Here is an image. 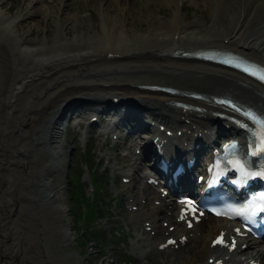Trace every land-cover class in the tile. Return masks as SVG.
<instances>
[{"label": "bare ground", "instance_id": "bare-ground-1", "mask_svg": "<svg viewBox=\"0 0 264 264\" xmlns=\"http://www.w3.org/2000/svg\"><path fill=\"white\" fill-rule=\"evenodd\" d=\"M89 1L91 7L97 13L96 15L98 16L99 23L83 24L82 23L83 21L81 19L80 20L76 19L77 18L76 16L67 17L65 15L62 16V14L60 13L61 16L58 20L60 21L62 20L63 23L70 21V23L65 24L66 26L60 24L62 25L61 27H63L62 28L63 30L61 29L63 33L61 32L62 34H60V36L56 33L55 36L50 39L51 42L49 41L44 42V40L46 39L43 38L44 36L40 40H38L39 39L38 36L37 37L35 36L36 38L34 39H30V35H39L40 31H44V28L39 26V27L29 28L26 31H20L21 30L20 27L22 26V23L19 22L21 20L19 19V21L17 22L15 20H9L6 14L0 9V28L5 29L7 31L5 32L6 34L4 35V33L2 32L3 30L0 29V64L1 63L5 64L7 62V56L4 53V49L8 46V44H11V42H14L19 52L21 53L23 52V54L32 53L31 54L32 56H38L42 54L47 55L52 53L51 56L43 57L42 55L40 60L38 57L39 60L38 62H36L37 60L35 59L36 67L29 66L32 69H30L29 71L26 70L22 71L20 75L15 76L16 80L12 82V88L10 93L14 89L17 90V88L18 91L14 94V97L12 96L10 97L9 95L8 100L6 99L7 102H11L10 98H14L13 102H11V104L8 106V108L13 109V106H16V102H15L17 101V99H15L16 95L21 96V94H25L26 96L29 89H32L34 86H37V84H40L41 87H44L42 94L39 96L40 97L38 99L39 101L34 100L38 102L34 112H29L27 109L25 110L28 112L25 114L23 112H21L20 114L17 112L19 115H21L20 121L22 123H25V125L27 126L25 127V129L22 130L23 131L22 133H25L24 137H26L27 141L25 140L26 141L25 145H23L24 144L23 143L16 146L15 149L13 148L14 149L13 152L20 154V156L21 154L25 155L24 157H26L28 149L32 150V156H34V155H38L37 148L39 147H37V145L44 148L48 147L51 161H48L47 159L45 160L44 157L42 159L39 156L37 159L32 161L38 163V165L36 166L38 168L37 172H39L42 169L41 172L43 173L47 167L46 165L48 162H51L52 164L51 168L49 167L50 165L48 166L50 169H53L51 171L57 172L55 170L58 169L57 167L58 164L57 165L55 164V158L58 157L59 154L67 155V153L69 152V147L65 145L64 147L61 148L57 144V140L59 138V135H61V133L63 132L66 123L68 122V115L70 114L71 117L74 116L77 108H81V106L74 107L73 111H70V109L67 110V113L68 112L69 113L66 115V117L65 118H61V117L65 109L77 104L78 102H82V101L95 102V103H84L83 105L89 104L91 106H102L103 108H105V106L112 105L113 107L116 108V106H118L117 105L118 102L115 103H111V102L113 98H117L122 106L125 105L127 106L129 104V108L128 109L125 108L126 111H132V110H136L139 112L146 111L148 118H151L155 122L166 123V126L168 125V127L171 128H173L171 125L176 124L175 118L177 117L180 119L181 117L178 116L179 113L175 109L174 106L175 101H183L195 105H200L203 110L200 117H194V115H191L190 118L188 117L189 120L188 123L184 122V124H181L177 127V128L184 127L190 130H194L197 124L201 122L203 123L201 127L203 130H213L214 127L210 126L213 112L214 111L227 112L221 106L214 105L211 99L212 95L226 94L234 99L240 100L243 103L252 105L264 111V86H262L258 82L233 69L221 67L212 63L192 60L188 58L174 57L172 55V51L174 50L175 47H181L183 48L184 51H193L198 47L200 48L215 47V48H224L227 50H231L235 53L243 55L251 60H254L264 65V39L263 40L261 39L263 38L264 34L262 35L260 34L261 36H256L257 32H252V33L250 32L251 34L248 35L245 34L246 30H248V28L251 25H253V23L257 20L256 17L259 18L258 21L260 23L264 24V5L262 6L264 0H206L207 2L206 4L213 6L216 12L220 11L223 17L227 14H230L231 19L229 23H232V27H230V29H227L228 24H226L224 20L220 21V25L221 28L223 29V32L220 33V35H218L217 33V35L220 37L222 34V41L219 42L217 40L218 42L213 41L209 43H204L205 35L201 34L202 30H200V25H203L205 22H202L199 19H195L194 21H186L185 15L182 14V12L180 11L182 9L184 0H164L167 2V4L169 5L172 4L175 6L174 12L167 18L168 20L162 21L161 24H157V25L154 24L155 22L153 23L154 17L150 16L145 31H142L138 26L136 25L134 26V24H131L132 22L131 23L129 22L130 19H128V17L134 14L135 11H129V10L126 11L123 8L122 9L118 8L117 10L114 9L115 13H109L108 11L109 6H112L111 2L114 3L115 0H98V1L89 0ZM244 1L246 3L243 5L242 2ZM221 3H223V5H220ZM144 5L146 4L142 3L138 8V10H136V13L144 14V12L148 10L147 7H145ZM115 6L118 7V5L116 4ZM40 7H38L36 4L35 5L31 4L30 7L25 6V8L21 12V15L22 16H26V15L30 16L31 14L42 15L41 23L47 26L45 34L50 35L51 24H49L48 26L49 22L48 19L46 18L47 15L45 12L46 9L49 8L50 11L53 13L54 12L53 8L48 5L45 8L44 6L43 8ZM88 8L89 7H87V9ZM254 8L255 11H252L253 12L252 13L251 10H253ZM136 16L138 17V15ZM214 16L215 15H213V17ZM126 20L128 21V23L125 26L123 23ZM84 22L87 21L84 20ZM149 22H151L152 24L149 25ZM186 23H190V25H192L193 28L190 27L186 29L185 27ZM237 23L239 25L236 28ZM69 24H72L71 28L72 27L74 28L73 29L74 39L71 40V42L72 41L76 42V43L74 42L75 43L74 45H72L71 42L62 41L63 36L68 35L70 29L68 27ZM165 25H166V29H165ZM210 28H213V26H211ZM164 37H167L166 39L170 38L169 41L167 40L166 45H163L160 42L162 39L164 40ZM184 37L190 39L191 42L190 40H186L187 44L182 43V40L184 41L183 39ZM223 38H228V41L224 42ZM214 39L216 40V38ZM254 42H256L257 45H254L253 44ZM145 50L146 51L152 50V53L153 51L157 52L156 55L151 54L152 56L150 58L143 59V62L150 69L149 74L142 73V71L147 73V71L145 70L148 69L137 70V67L140 66L139 61H141V59L139 61L137 59L139 56H141L140 52ZM60 52L62 53L64 52L65 54L64 53H63L64 55L60 54ZM158 52H163L162 53L163 56H159ZM110 55H113L112 59H109ZM162 60H166L168 62H163ZM183 60H192L197 62V64L190 65V63L192 62H186ZM122 67H127V74L125 75L123 74V76L120 74L119 76H116V74L115 76L112 75L113 70L117 71V68H122ZM110 69H112V71H109ZM129 71H132V73H130ZM191 73H193V75H191ZM15 84H21V87L20 88L15 87ZM148 85L170 86L173 87L176 90V92L173 93V92L161 91L158 89H151L146 87ZM190 92L201 93L204 96V98L192 97L189 95ZM2 102L0 104H2ZM18 103H21V101H19ZM132 107H134V109H130ZM38 108L39 110H37ZM88 109L94 112L88 117L89 119L90 117L96 115L95 114L96 112L90 108ZM83 110L85 109L82 108V111ZM103 112L106 113L107 115L115 116V113L111 114L110 110H105ZM15 114L16 112L14 113V115L13 114L12 115L16 116ZM126 117H127L126 119L129 121L139 119L138 115H135V113L133 112H129ZM221 123L222 124L226 123V121ZM143 126H148V125H143ZM173 129L177 130L176 128ZM228 130L229 129H227V131ZM180 137L184 138L186 136L181 134ZM141 144L142 143H139L135 148L137 147L141 148ZM9 146L10 145L8 144V147ZM28 156L26 159H28ZM24 157L23 156L19 157L18 159H16L15 162L14 159L13 160L5 159L4 161L6 167L9 169L10 167L19 166L18 167L19 169L21 168L23 171H25L26 170L25 167L27 165L31 166L32 162L30 161V159L24 160ZM46 158L48 157L46 156ZM31 172H33V170ZM31 176L32 178L30 179L29 176L28 179L26 176V179H24V181L28 180L26 183L30 186L32 184H35L36 187L35 189L41 195V198L38 197L39 202H41L42 205V208L40 210L41 223L46 228L47 239L49 241H55L57 235L59 236L61 234L59 233V231L56 230V227L52 228L50 227V225L48 227L47 220L48 218H52V216H54L58 212L59 214H62L66 210L62 208V206L60 205H59L60 210L59 207L57 206H54L56 208H54L53 210L51 207L48 206V204L49 201L57 199V192L59 191L58 187L60 184H58V180H56L55 178L50 179L51 187L47 189L44 186H41L39 183H36L39 180L37 181L34 179L33 181L34 173ZM121 176L131 177L132 174L130 172H127V173H122ZM46 178L48 179V177ZM8 189L9 186L8 187L4 186L0 188V193L2 192L0 196V220H1L0 264H15L16 261L14 260L15 262L13 263V259L16 256L19 257V264H28L30 256L26 253L23 247L21 249V247L19 246L20 245L19 240L15 243L13 238L15 235L13 236V232L11 231L9 225L8 226L6 225L5 227L3 224V220L9 217V214L12 209H17V212L15 213L16 219H18L17 217L20 215L21 211L23 210V204L20 203V201H17L18 202L17 205H12L10 203L12 199H10L9 201V199L5 196ZM13 191L14 189H12L9 193L11 194V192ZM141 191L143 192V190ZM149 193L150 195L154 194L152 190H150ZM130 196L131 194L128 195V197ZM135 196H136L135 201H133L134 199L130 201L129 206L136 205V201H138L141 198H144L143 196H138L136 192H135ZM26 198L27 201H29L28 195H26ZM35 198H36V194L34 195L32 201L30 202L32 203L34 208L39 206V205L37 206L35 205V202H37V199ZM153 199H160L158 192L157 194L154 195ZM153 199H150L148 203L152 204ZM160 200H161V204L159 206L152 205L150 207H146L145 205H140L137 211L132 212L131 224L133 226L136 227L138 226V224H140L141 227L144 222L150 221L153 226V229H158V234L156 235L155 239H152L151 237L147 236V239L141 238L139 241H137L138 244L137 247L140 246L143 252L145 249L147 250L150 247L155 248V246H157V242L164 238L163 232L164 230H167V227L163 228L160 224H158L159 217L162 216V221L165 220L169 221L171 219V217L167 215L166 216L163 215L164 209H166V205L171 204V198L168 197L166 198V200L165 199H160ZM5 208H10V209L6 210L3 213V210H5ZM35 215L36 214L34 212V216ZM23 217L24 216H22V218ZM225 224H226V220L222 218L208 217L207 219H203L194 229L190 231L193 232V238L189 239L188 244L184 247L186 252H184L183 255H179L177 252V256H175V258L172 259V261L170 262L166 261L164 264H206V259L204 258L200 259V257L201 256L210 257L214 255V252L208 253L206 251L207 244L210 238L218 230V228L221 226L222 227L225 226ZM198 230L199 231L202 230V236L200 238H197L196 236V231ZM178 234L179 231H174L171 232L170 235L176 236ZM65 237L66 234H64L60 238L62 239ZM168 252L169 251L164 252L163 254ZM154 253L156 255L159 254L156 250H154ZM143 255L145 256L146 253L144 252ZM240 255L252 257L255 260H259L261 264H264V243L261 241H251L248 246V249ZM59 256L62 258L61 255ZM43 258L44 259H41V263L39 264L59 263V261H57L58 259L57 260L55 258L52 259L46 255L43 256ZM73 260L74 259H72V261ZM61 264H67V263H64L63 261V263L61 262Z\"/></svg>", "mask_w": 264, "mask_h": 264}, {"label": "rangeland", "instance_id": "rangeland-1", "mask_svg": "<svg viewBox=\"0 0 264 264\" xmlns=\"http://www.w3.org/2000/svg\"><path fill=\"white\" fill-rule=\"evenodd\" d=\"M30 1L31 0H0V9H1V11H3L6 14V16L8 17L9 20H15L16 22L19 21V19L21 20L19 22V23H22V26L20 27L21 28L20 31H26L29 28H34V27H39V26L44 28V31H40L39 35H30V39H34L38 36V38H39L38 40H40L44 36L43 38L44 39L46 38L44 40V42L45 41L51 42L50 39L52 37H54L56 33L60 36V34L63 33L62 32L63 27H61V26L65 25L67 23H70V21L63 23L62 20L61 21L58 20L60 18L61 14H62V16L65 15L67 17L76 16L77 17L76 19H78V20L81 19L83 21L82 22L83 24H85V23L98 24L99 23L98 16L96 15L97 13L91 7L89 0H61L62 2L60 0H40V1L39 0H37V1L32 0L31 2ZM248 2H250V1H248ZM142 3L146 4L144 6L147 7L148 12L145 11L144 14L143 13H136V10H138V8L140 7V5ZM206 3H207L206 0H184L182 9L180 11L182 12V14L185 15L186 21H194L195 19H199L200 21L205 22L203 24L204 26L200 25V30H202L201 34L205 35L204 36V40H205L204 43H209V42H213V41L216 42L217 40L219 42H221L222 41V34L220 37L218 36V35H220V33L223 32V29L221 28V25H220V21L224 20V22H226V24H228L227 29H230V27H232V23H229L230 19H231L230 14H227L223 17V15L220 11L216 12V10L214 9L213 6L207 5ZM242 3L244 5L246 2L244 1ZM257 3H259V2H257ZM31 4H33V5L36 4L38 7L41 6L40 8H43V6L45 8L47 5L51 6L53 8V11H54L53 13L50 11L49 8L46 9V12H45L47 15L46 18L48 19V22H49L48 26H49V24H51L50 25V28H51V34L50 35L45 34L47 26H45L44 24L41 23V16L42 15H40V14H35V15L31 14L30 16L29 15L28 16L27 15L26 16L21 15V12L25 8V6L30 7ZM115 4L118 5V7H116ZM111 5L112 6H109V9H108L109 13H115L114 9L117 10L118 8H121V9L123 8L126 11L127 10L135 11L134 14H132L131 16L128 17V19H130L129 22L130 23L132 22L131 24H134V26L135 25L138 26L142 31H145V28L148 25V20H149L150 16L154 17L153 23L155 22L154 23L155 25L161 24L162 21L168 20L167 18L174 12V8H175L174 5H172V4L169 5L164 0H117V1L115 0L114 3L111 2ZM263 5H264V3L262 4V6ZM87 7H89V8L87 9ZM56 8H58V9H56ZM61 10H63V11H61ZM252 11H255V8L253 10H251V12ZM149 12H151V13H149ZM136 15H138V17ZM213 15L217 16L218 18L215 16L213 17ZM83 16H84V18H83ZM256 19L257 20L253 23V25L250 26L251 28L249 27L248 30H246V32H245L246 35L251 34L252 32H257L256 36H261L262 34H264V24H262L258 21L259 20L258 17H256ZM84 20H86L87 22H84ZM226 20H228V21H226ZM127 23H128V21L126 20L123 24L126 26ZM60 24H62V25H60ZM151 24L152 23L149 22V25H151ZM238 25L239 24L237 23L236 28L238 27ZM55 26H57V27H55ZM71 26H72V24L68 25V27L70 29H69L68 35L63 36V40H62L63 42H67V41L71 42V40L74 39V36H73V34H74L73 29L74 28L73 27L71 28ZM211 26H213V28H210ZM185 27H186V29H188L190 27L193 28V26L190 25V23H186ZM0 29L3 30L2 32L5 35L6 34L5 32H7V31L5 29H2V28H0ZM54 29H56V30H54ZM165 29H166V25H165ZM217 33H218V35H217ZM211 36H213V37H211ZM66 38H68L69 40ZM166 38L167 37H164V40L162 39L163 41L162 40L160 41L163 45H166L167 40L168 41L170 40V38L169 39H166ZM214 38H216V40ZM183 39H184V41L182 40V43H184V44H187L186 40H190L186 37H184ZM225 39L227 40L228 38H225ZM261 39L262 40L264 39V35H263V38H261ZM226 40H224V42ZM74 42L75 41H72L71 44L74 45L76 43V42L75 43ZM190 42H191V40H190ZM241 42H243V41H241ZM247 42H248V40H247ZM253 44L257 45L256 42H254ZM149 51L145 50V51L140 52L141 56H139L137 59L138 61L140 59L142 61V62L139 61L140 66L137 67V70L148 69V70H145V71H147V73L142 71L143 74H149L150 73V69L143 62V59L150 58L152 55H154L152 53V50H149ZM4 53L7 56V62L5 64H3V63L0 64V82H1L0 83V85H1L0 86V92L2 89V92L4 94L3 95L2 92L0 93V97H1L0 103L4 99L2 104H0V106H1L0 107V136H1L0 137V156H1L0 157V163L2 162L0 164V183H1L0 188H2L4 186H7V187L9 186V189L6 192L5 196L9 199V201H10V199H12V201H10V203L12 205H17V203H18L17 201H20V203L23 204V210L21 211L20 215L17 217L18 219H16L15 213L17 212V209H12L10 214H9L10 218L8 217L5 220H3V224L5 227H6V225L7 226L9 225L11 231L13 232V236L15 235L13 237L15 243L19 240V244H20L19 246L21 247V249L23 247L25 249L26 253L30 256L28 264H39V263H41V259H44L43 256H45V255L48 256L49 258H52V259H54V258L56 260L58 259L57 260V261H59L58 264H61V262L63 263V261H64V263H67V264H73V263L74 264H164L166 261L167 262L172 261V259L176 256L177 252L176 253H168L165 256L164 255L160 256V255H156V254H147L144 256L143 255L144 253L140 252V247H137V245H138L137 240L141 239L140 228H139V226L135 227L131 224L132 212L129 211V208H130L129 201L131 198L128 197V193H130V191L133 188H136L137 192H138V191H140V188L138 187V184L135 182H134V185H132L131 183H128L125 185V184H122L119 180H120V173H124L125 171L132 172L133 175L135 176V178H138L139 177L138 168L143 167L146 164V161L140 160V159L135 160L133 158L134 148H135L137 142L141 140L139 138V136H140L139 134H133V135L127 136L124 132H122V133H120V137H118L116 143H113L114 139L110 138V136H111L110 134L105 136L104 134L100 133L103 125H106V121H109V119H110L109 116L104 115L105 119L103 121H102V117L98 118L99 122H98L97 126L100 128L99 130H98V128L95 127L92 131H89V129L86 128V126H85V122L87 121L88 116L91 115V112H90V114H83V115H80L78 117H75L74 119H72L68 123L69 126L66 128L65 131H63L61 133V135H59V138L57 140V144L61 148L64 147V145L68 146L69 152L65 156H64V154H59L58 157L55 158V164L56 165L58 164V166H57L58 169L55 170L57 172L51 171V170H53V169H50L51 165H52L51 162L47 163V165H46L47 167L43 173L41 172L42 169L39 172H37L38 168L36 166L38 165V163H35L32 161L37 159L38 156L42 159L44 157L45 160L47 159L48 161H51L50 154H49V148L48 147L44 148V147H41L39 145H37V147H39V148H37L38 149V151H37L38 155L32 156V150L31 149H28L26 157H24L25 155L21 154V156L24 157V160L30 159V161L32 162L31 166L27 165L25 167V169H26L25 171H23L21 168L19 169L18 168L19 166L10 167L9 169L6 167L4 160L5 159L6 160L7 159L8 160L14 159V162H15L16 159L21 157L20 154L13 152L15 147L20 145V144H23V143H24L23 145H25V142L27 141L26 137H24L25 133H22L23 132L22 130L25 129V127H27V126L25 125V123H22L20 121L21 115H19V114L21 112H23L25 114L28 111L29 112L35 111V108L37 107V103H38L37 101H39L38 100L40 98L39 96L42 94L43 88H44V87H41L40 84H37V86H34L32 89H29V91L26 94L27 97L25 96V94H21L22 97L20 95H18V96L16 95L15 96V99H17V101H15L16 106H13V109H10V108H8V106L11 104V102H13L14 98H10L11 102H7L8 96L10 95V97L11 96L14 97V94L18 91V88H17V90L14 89L15 91L12 90V92L10 93L11 88H12V82L14 80H16L15 76L20 75L22 71H25V70L29 71L30 69H32L30 67H36V62H38L41 59L42 55H43V57L51 56L52 53L47 54V55L42 54V55H38V56H32L31 55L32 53L31 54L30 53H28V54L24 53L23 54V52L22 53L19 52V50L17 49L16 44L14 42H11V44H8V46L4 49ZM63 53L60 52V54H63ZM38 57H39V60H38ZM13 62H15V63H13ZM16 63H18V64H16ZM191 64H197V63H190V65ZM173 65H175V64H173ZM122 68H117V71L113 70L114 72L112 71V69H110L109 71H112L113 76H115V74H116V76H119V74L123 76V74L124 75L127 74V67H122ZM129 72L132 73V71H129ZM1 75L3 78L1 77ZM4 75H6V76H4ZM191 75H193V73H191ZM68 76H69V74H68ZM15 87L20 88L21 84H15ZM23 95H24V97H23ZM28 96H30V97H28ZM18 99H19V101H21V103H18L19 102ZM34 100H37V101H34ZM6 109H7V111H6ZM25 109H27L28 111H26ZM37 110H39V108ZM15 112H16V114H15L16 116H13ZM1 114H3V115H1ZM9 127H12V128H9ZM140 134H145V133L141 132ZM22 140H24V141H22ZM5 144H6V146H5ZM8 144L10 145L9 147H8ZM57 144H56V146H57ZM112 146L114 148V151H110V148ZM90 147H91L90 156L94 160L97 169H99L101 171V174L108 179L106 184L103 186V192H102L103 194L102 195L104 197V203H108L109 213L106 214L104 217L99 218L95 221L96 226L102 227L104 234L106 236L105 246L101 252L97 247V243L93 239H89L88 241H86L84 243V246L80 245L81 238L77 235L75 222H74V219H73L71 211H70L71 207L69 206L70 204H73L74 202L70 198V191H69V186L67 184V178H66V173L68 172V169L70 167L71 162L77 163V160L79 158V161H80V163L82 165V169H83V173L81 174L82 175L81 181H82L85 193H86V195L92 194L91 189L93 186H95V180H94L95 171H93V169L87 170V168L85 166V163L88 165V163L85 161V159H86L85 153H86V150ZM123 151L128 152V155L125 158L121 159L120 157H121V154ZM44 152H46V153H44ZM47 152H48V154H47ZM4 153H5V155H4ZM43 153H44V155H43ZM27 156H28V159H26ZM46 156L48 158H46ZM107 159H109L108 163H107ZM119 159H121L122 161L120 162ZM14 164H16V163H14ZM121 168H123V171L121 170ZM32 170H33V172H31ZM33 173H34L33 181H34V179L37 181L39 180L36 183H39L41 186H44L47 189H49L51 187L50 179L55 178L56 180H58V184H60L58 187L59 191L57 192V199H56L57 201L52 200V201H49V204H48V206L51 207L53 210H54V208H56L54 206L59 207V210H60V206H62V208H64L66 210L62 214H59V212H58L54 216L51 215L53 219L48 218V220H47L48 221L47 222L48 227H49V225L52 228L56 227V230L59 231V233L61 234L59 236L57 235L55 241H49L47 239L46 228L41 223V219H40L41 215L39 214L42 207L39 206L37 209H35L33 207L32 203H30L32 201L34 195L36 194L35 199H37V202H35V203L41 204V202H39V199H38V197L41 198V195L35 189L36 188L35 184H32L30 186L26 183L28 180L24 181V179H26V176H27V179H28V176H29V179L32 178L31 175H33ZM54 175L57 177H55ZM46 177H48V179ZM25 184H27V185H25ZM12 189H14V191L11 192V194H10L9 192ZM1 193H0V196H1ZM15 195H17V196H15ZM26 195L29 196V201H27ZM58 198H60V199H58ZM140 201L142 203L143 199L138 200V202H140ZM104 207H106V206H104ZM9 209L10 208H5V210H3V213ZM44 210H45V208H44ZM34 212L36 214L35 216H34ZM166 212H164V214L168 213V212L167 213ZM22 216H24V217L22 218ZM37 216H39V217H37ZM160 219H161V217H160ZM159 222L161 223V220H159ZM0 223H1V220H0ZM49 223H51V224H49ZM31 226H33V227H31ZM64 234H66V237L68 239L66 237L62 238V239L60 238ZM115 234L117 235L118 238H120V241L118 240V243H120V245L116 244L117 240L114 239ZM17 245H18V243H17ZM41 246H42V248H41ZM121 249L123 250V254L126 255L127 257L122 258V257L118 256V254L121 253ZM184 252H185V250H181L178 253H179V255H183ZM59 255H61L62 258ZM33 257H35V258H33ZM59 258H61V259H59ZM72 259H74V260L72 261ZM14 262H15V264H19V257L18 256H16L13 259V263Z\"/></svg>", "mask_w": 264, "mask_h": 264}, {"label": "trees", "instance_id": "trees-1", "mask_svg": "<svg viewBox=\"0 0 264 264\" xmlns=\"http://www.w3.org/2000/svg\"><path fill=\"white\" fill-rule=\"evenodd\" d=\"M77 167H72L70 170V186L72 187V195L75 198L78 195H81V197H84V192H82V190H78L75 188V186L72 184L71 180H75L72 178L73 175H76L77 172ZM78 180V177L76 178V181ZM100 200V202L102 203V197H99L97 195L96 197V202L91 204L89 202H86V207H87V214L85 215V228H83L84 231V238L85 239H89L92 238L94 239L99 245L104 243L105 237L104 234L102 232L101 228H94L92 227V224L94 223V219L95 217L98 215V213L101 212L102 208H101V204L97 203V201ZM75 210H73V213H75V217L77 219H80V215H79V205H80V201L75 200ZM94 226V224H93Z\"/></svg>", "mask_w": 264, "mask_h": 264}, {"label": "snow or ice", "instance_id": "snow-or-ice-1", "mask_svg": "<svg viewBox=\"0 0 264 264\" xmlns=\"http://www.w3.org/2000/svg\"><path fill=\"white\" fill-rule=\"evenodd\" d=\"M262 79H264V76L261 77ZM262 144H264V140H262ZM247 175V174H245ZM262 200H264V196L261 197ZM249 209H253V205L250 204L249 205ZM261 211H264V207H255L253 210H245L244 212H241L240 214L241 215H249V216H255L257 212H261ZM219 214V213H218ZM219 242H222V241H219Z\"/></svg>", "mask_w": 264, "mask_h": 264}]
</instances>
